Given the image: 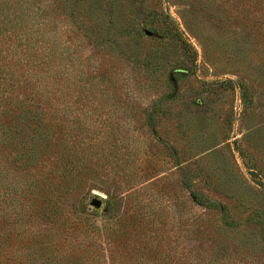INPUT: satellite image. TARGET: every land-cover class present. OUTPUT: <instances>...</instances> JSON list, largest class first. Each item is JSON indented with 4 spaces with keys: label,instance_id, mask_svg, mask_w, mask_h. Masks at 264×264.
<instances>
[{
    "label": "rangeland",
    "instance_id": "rangeland-1",
    "mask_svg": "<svg viewBox=\"0 0 264 264\" xmlns=\"http://www.w3.org/2000/svg\"><path fill=\"white\" fill-rule=\"evenodd\" d=\"M0 264H264V0H0Z\"/></svg>",
    "mask_w": 264,
    "mask_h": 264
},
{
    "label": "trees",
    "instance_id": "trees-1",
    "mask_svg": "<svg viewBox=\"0 0 264 264\" xmlns=\"http://www.w3.org/2000/svg\"><path fill=\"white\" fill-rule=\"evenodd\" d=\"M28 125H29V124H28ZM30 125H31V124H30ZM38 125H39V124H37V126H38ZM38 133H39V132H37V131L34 130V135H35V134L37 135ZM37 138H38L37 136H31V137H30L31 143H33L35 140H37ZM29 150L33 152V151H35V147H34L33 145H31L30 148H29ZM192 196H193L194 198L197 199V196H196L195 193H192ZM222 210L224 211V207H222Z\"/></svg>",
    "mask_w": 264,
    "mask_h": 264
},
{
    "label": "water",
    "instance_id": "water-1",
    "mask_svg": "<svg viewBox=\"0 0 264 264\" xmlns=\"http://www.w3.org/2000/svg\"><path fill=\"white\" fill-rule=\"evenodd\" d=\"M91 204L94 206H99V201L98 200H92Z\"/></svg>",
    "mask_w": 264,
    "mask_h": 264
}]
</instances>
